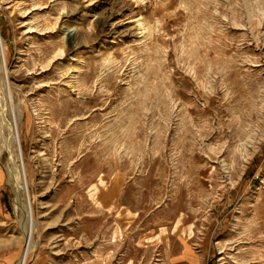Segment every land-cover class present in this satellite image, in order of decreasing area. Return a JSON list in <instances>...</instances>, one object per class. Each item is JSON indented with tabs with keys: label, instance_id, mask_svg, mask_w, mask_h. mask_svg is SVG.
Here are the masks:
<instances>
[{
	"label": "rangeland",
	"instance_id": "rangeland-1",
	"mask_svg": "<svg viewBox=\"0 0 264 264\" xmlns=\"http://www.w3.org/2000/svg\"><path fill=\"white\" fill-rule=\"evenodd\" d=\"M0 48V264L10 158L25 264H264V0H0Z\"/></svg>",
	"mask_w": 264,
	"mask_h": 264
},
{
	"label": "bare ground",
	"instance_id": "bare-ground-1",
	"mask_svg": "<svg viewBox=\"0 0 264 264\" xmlns=\"http://www.w3.org/2000/svg\"><path fill=\"white\" fill-rule=\"evenodd\" d=\"M6 70V61L3 49L0 48V72H4ZM7 130L9 138L5 145V151H10L13 148V145H16V133L15 126L12 124H7ZM17 157L19 158L18 148L16 149ZM10 167L8 168V177L9 182L13 186V191L15 195V207L17 210H20L22 214L24 213L26 217L23 219V227L24 234L26 237L25 248L22 252L21 258L15 264H25L26 258L31 250V236L33 232V223L31 220V210L27 204L23 203V195H25V187H24V169L19 170L14 164V160L12 158L9 159ZM191 236L190 230L185 232V237L188 238Z\"/></svg>",
	"mask_w": 264,
	"mask_h": 264
}]
</instances>
